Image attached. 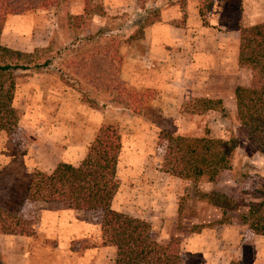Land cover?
Segmentation results:
<instances>
[{
  "label": "rangeland",
  "instance_id": "obj_1",
  "mask_svg": "<svg viewBox=\"0 0 264 264\" xmlns=\"http://www.w3.org/2000/svg\"><path fill=\"white\" fill-rule=\"evenodd\" d=\"M83 6V0H68L6 16L2 24L1 45L21 52L49 46L39 62L48 59L74 84L46 71L20 74L14 81L17 122L10 135L0 132V194L4 210L31 220L33 235L11 243L3 253L7 262L113 264L114 249L100 245L98 211L24 200L33 171L48 174L58 163L77 164L98 129L108 124L120 138L111 210L149 223L160 244L177 239L180 264H264V235L246 226L175 231L181 199L187 226L217 219L215 206L222 201L240 213L264 209V149L249 142L246 129L236 123L233 101L234 89L248 86L251 78L250 69L236 62L238 31L264 20V0H89L85 11ZM152 8L158 10L157 21L141 29L146 16L153 18L144 11ZM162 29L170 30L173 45L163 43ZM147 32L148 41L157 40L170 53L157 59L159 73L150 77L155 83L162 79V86L141 90L134 86L135 75L126 73L125 80L123 63L144 54ZM105 48L120 59H114L111 75L136 97L94 90L82 76L86 67L74 66L81 58L97 62ZM160 131L229 141L231 170L214 184L202 179L196 188L217 194L213 204L198 200L188 183L164 172Z\"/></svg>",
  "mask_w": 264,
  "mask_h": 264
},
{
  "label": "trees",
  "instance_id": "obj_2",
  "mask_svg": "<svg viewBox=\"0 0 264 264\" xmlns=\"http://www.w3.org/2000/svg\"><path fill=\"white\" fill-rule=\"evenodd\" d=\"M68 0H0V31L6 16H18L24 12L45 9L66 3ZM86 10L89 0H83ZM153 18L147 17L140 28L158 19L156 8L147 9ZM139 29V31H141ZM49 46L35 48L31 52L13 50L0 44V132L10 135L16 126V116L11 106L14 81L20 74L46 71L66 85L73 83L59 70L50 67L48 59L39 58ZM96 59V58H95ZM115 58L105 48L103 57L95 63L85 58L74 63L77 68L86 67L82 74L86 83L94 90L112 89L128 98L136 95L124 87V83L113 77ZM99 62V64H98ZM236 62L251 71L248 86H237L233 91L235 121L246 129L248 141L264 149V20L256 25L243 27L238 31ZM74 67V68H75ZM85 69V68H84ZM90 74V76H88ZM112 84V86H111ZM218 104L219 100H205ZM157 145L163 151L162 167L165 173L184 181L194 190V196L206 204H213L219 197L197 191L202 179L216 183L231 170L229 141L207 137H186L171 135L164 131L157 134ZM120 151L118 130L112 125H102L84 156L75 164L58 163L50 173L33 171L25 191L26 202L58 203L77 211H98L100 245L114 249L113 264H180L177 239L160 244L149 223L111 210L110 204L117 190L115 169ZM184 199L177 207V234H197L200 230L223 225H242L254 235H264V209L260 212L249 207L240 213L232 204L222 201L216 207L218 218L209 222L187 226L183 220ZM229 205L230 207H228ZM0 234L31 237V220L0 208ZM0 264H6L0 252Z\"/></svg>",
  "mask_w": 264,
  "mask_h": 264
},
{
  "label": "crops",
  "instance_id": "obj_3",
  "mask_svg": "<svg viewBox=\"0 0 264 264\" xmlns=\"http://www.w3.org/2000/svg\"><path fill=\"white\" fill-rule=\"evenodd\" d=\"M18 16H20V15H18ZM145 35H146V40L144 43L146 45H145L144 54L141 55L140 57H130L129 56V57L124 59V63H123V70L125 71L124 72L125 80L128 81V79L126 78L128 73H129L130 77H131V75H135V77H136L135 80L138 81V85H134V86L136 88L141 89V90L154 89V88H157L158 85L162 86V84H163L162 79L157 80L159 82L155 83L154 81L153 82L150 81V77H153L155 79L157 77V74L159 73L155 69V64L159 65V62H156V61H158L157 59H159L160 61L165 60L167 53H170V52L166 51V48L161 43H159L157 40L152 41L149 38V41H148L147 38L150 36V34H148V32L146 34H144V37H145ZM161 35H164V39H163L164 41L162 40L163 43L173 45L171 38H170L171 37L170 36V30L164 31L162 29ZM161 69H162V67H161ZM123 70H122V72H123ZM126 73H127V75H126ZM129 84H131V82H129ZM1 197L2 196L0 194V208L6 209L4 207L5 205L3 203L4 200ZM9 198L11 200V204H14L15 202H14L11 194L9 195ZM24 200L26 201L25 195H24ZM17 203H20V201ZM44 204H47V203H44ZM45 213L46 212L42 210L40 212V215L43 216ZM30 238L31 237L10 236V235L0 234V252H1V254L4 257L5 256L4 254H6V252H8L6 250L10 249L11 243L16 241L17 239H25V241H27V240H30ZM4 259H5V257H4ZM5 261H6V264H10L7 262L6 259H5Z\"/></svg>",
  "mask_w": 264,
  "mask_h": 264
}]
</instances>
